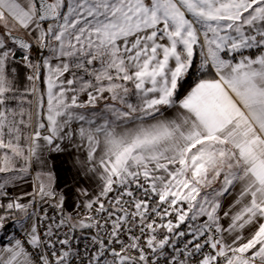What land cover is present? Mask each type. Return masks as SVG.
<instances>
[{"label":"snow or ice","instance_id":"1","mask_svg":"<svg viewBox=\"0 0 264 264\" xmlns=\"http://www.w3.org/2000/svg\"><path fill=\"white\" fill-rule=\"evenodd\" d=\"M0 264H264V0H0Z\"/></svg>","mask_w":264,"mask_h":264}]
</instances>
